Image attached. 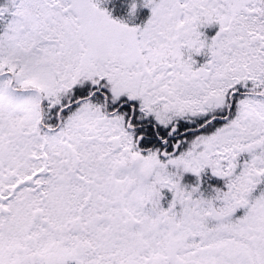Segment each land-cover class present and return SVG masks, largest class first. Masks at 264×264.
Returning a JSON list of instances; mask_svg holds the SVG:
<instances>
[{"label": "snow or ice", "instance_id": "1", "mask_svg": "<svg viewBox=\"0 0 264 264\" xmlns=\"http://www.w3.org/2000/svg\"><path fill=\"white\" fill-rule=\"evenodd\" d=\"M0 264H264V0H0Z\"/></svg>", "mask_w": 264, "mask_h": 264}]
</instances>
